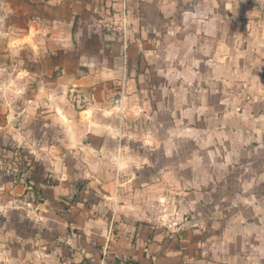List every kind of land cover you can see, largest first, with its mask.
<instances>
[{
	"label": "crops",
	"instance_id": "0c3cea01",
	"mask_svg": "<svg viewBox=\"0 0 264 264\" xmlns=\"http://www.w3.org/2000/svg\"><path fill=\"white\" fill-rule=\"evenodd\" d=\"M32 1L93 95L0 157V264H110V226L120 260L264 264V0Z\"/></svg>",
	"mask_w": 264,
	"mask_h": 264
},
{
	"label": "rangeland",
	"instance_id": "374dc122",
	"mask_svg": "<svg viewBox=\"0 0 264 264\" xmlns=\"http://www.w3.org/2000/svg\"><path fill=\"white\" fill-rule=\"evenodd\" d=\"M34 7L32 0H0V157L5 156L7 164L15 162L9 166L16 175L25 173L29 157L16 149L14 136L44 148L58 143L64 135L51 128L58 124L52 110L71 109L75 96L93 95L78 74L63 76V54L52 47V34L58 31L53 12ZM64 96L73 97L63 101ZM15 157L21 160V170Z\"/></svg>",
	"mask_w": 264,
	"mask_h": 264
},
{
	"label": "built area",
	"instance_id": "2783aa9c",
	"mask_svg": "<svg viewBox=\"0 0 264 264\" xmlns=\"http://www.w3.org/2000/svg\"><path fill=\"white\" fill-rule=\"evenodd\" d=\"M37 205L38 203H37L36 195L32 194L31 200L28 202L27 207L29 209H35ZM104 238H105V242L104 245L102 246V259L104 260L103 262L110 261V264H137L132 260H128V259L120 260L110 256V244L114 239V230L112 226H110L109 229H107Z\"/></svg>",
	"mask_w": 264,
	"mask_h": 264
}]
</instances>
